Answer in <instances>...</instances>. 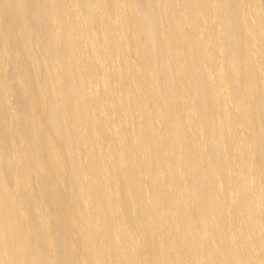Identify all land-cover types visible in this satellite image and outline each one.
I'll use <instances>...</instances> for the list:
<instances>
[{"label":"bare ground","instance_id":"bare-ground-1","mask_svg":"<svg viewBox=\"0 0 264 264\" xmlns=\"http://www.w3.org/2000/svg\"><path fill=\"white\" fill-rule=\"evenodd\" d=\"M0 264H264V0H0Z\"/></svg>","mask_w":264,"mask_h":264}]
</instances>
